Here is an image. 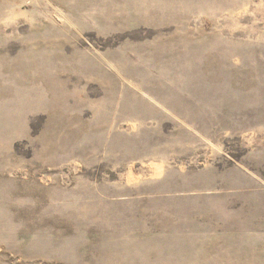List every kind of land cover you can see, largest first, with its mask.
I'll use <instances>...</instances> for the list:
<instances>
[{
  "label": "rangeland",
  "instance_id": "1",
  "mask_svg": "<svg viewBox=\"0 0 264 264\" xmlns=\"http://www.w3.org/2000/svg\"><path fill=\"white\" fill-rule=\"evenodd\" d=\"M0 264H264V0H0Z\"/></svg>",
  "mask_w": 264,
  "mask_h": 264
},
{
  "label": "bare ground",
  "instance_id": "2",
  "mask_svg": "<svg viewBox=\"0 0 264 264\" xmlns=\"http://www.w3.org/2000/svg\"><path fill=\"white\" fill-rule=\"evenodd\" d=\"M151 97V96H150ZM160 104V103H159ZM201 134V133H200ZM252 140V139H251ZM209 141V140H208ZM251 144H252V142H251ZM257 144V143H256ZM244 145V144H243ZM249 145V144H248ZM252 146V145H251ZM218 147V146H217ZM156 171H157V167L155 168V170L153 169V172L154 173H156Z\"/></svg>",
  "mask_w": 264,
  "mask_h": 264
}]
</instances>
